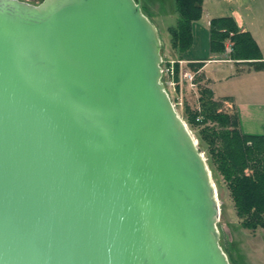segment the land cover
Here are the masks:
<instances>
[{
    "label": "water",
    "instance_id": "1",
    "mask_svg": "<svg viewBox=\"0 0 264 264\" xmlns=\"http://www.w3.org/2000/svg\"><path fill=\"white\" fill-rule=\"evenodd\" d=\"M161 52L141 0H0V264H231Z\"/></svg>",
    "mask_w": 264,
    "mask_h": 264
},
{
    "label": "rangeland",
    "instance_id": "2",
    "mask_svg": "<svg viewBox=\"0 0 264 264\" xmlns=\"http://www.w3.org/2000/svg\"><path fill=\"white\" fill-rule=\"evenodd\" d=\"M25 1L34 4L42 2V0ZM141 3L144 13L154 22L160 34L162 42L163 81L177 111L187 124L189 125L186 112L187 106L191 107V110L199 111L198 108L201 106L203 90L206 88L212 90L208 75L209 77L222 79L219 83L218 94L232 91L236 95L237 103L244 108V111H247L246 115L244 114L245 129L252 131V134H264V73H252L245 78L240 77L236 80H230L226 78L240 71L241 65L216 61L208 64L203 73L194 70L190 63H186L184 59L180 60L181 52L172 38L171 31L181 20L176 0H141ZM229 7L236 9L240 14L241 19L247 26V30L253 35L264 57V0H204V14L200 19L193 22V43L189 54H199V50H201L199 46L200 42L207 40L209 32L208 20L232 15V10ZM234 43V40L231 38H226L224 40L225 49L224 51H219L218 54L221 58L245 63L246 61L244 60L233 58L235 55ZM176 60H179L181 66L179 76L176 75L174 69V62ZM246 63L248 69L255 70L253 64ZM188 71H191L194 75L193 82L196 83L195 86L191 85L188 75H185ZM213 94L214 98L223 104V109H220V111L224 110V112L228 113L236 112V106L230 105V99L222 96L216 97L214 91ZM190 129L197 138L200 149L208 160L206 150L204 146H201L197 133L208 132L209 130L205 125H199L195 130L191 127ZM210 168L212 170L211 166ZM245 171L247 174H254V168L250 167ZM212 175L217 186L221 206V214L218 221L220 243L228 255L231 264H264V219L262 222V220H255L251 216L248 219L249 222H254L256 225L254 227L246 226L244 224L245 217L239 215L235 201L230 194L224 178L220 174L214 173V170H212Z\"/></svg>",
    "mask_w": 264,
    "mask_h": 264
},
{
    "label": "trees",
    "instance_id": "3",
    "mask_svg": "<svg viewBox=\"0 0 264 264\" xmlns=\"http://www.w3.org/2000/svg\"><path fill=\"white\" fill-rule=\"evenodd\" d=\"M203 1L176 0L181 20L171 33L181 52L180 60L185 59L184 53L192 46L193 22L202 17ZM210 34L213 52L224 51V40L231 38L235 42L233 58L253 64L257 71L264 70V57L256 40L250 31L241 30L233 16L213 18ZM190 65L194 70H199L204 64L195 62ZM180 67L179 60H176L174 69L177 76ZM200 108L197 111L187 106L189 125L193 130L199 125H205L209 130L197 133L201 146L206 150L209 164L214 173L220 174L227 183L239 215L245 217L244 224L254 227L256 223L249 222V217L262 222L264 219V134L245 133L238 112L220 111L223 104L214 98L209 88L202 92ZM250 167L254 168L253 175L245 171Z\"/></svg>",
    "mask_w": 264,
    "mask_h": 264
},
{
    "label": "crops",
    "instance_id": "4",
    "mask_svg": "<svg viewBox=\"0 0 264 264\" xmlns=\"http://www.w3.org/2000/svg\"><path fill=\"white\" fill-rule=\"evenodd\" d=\"M229 8L232 10L231 14L235 18V20L237 21L239 26L242 28V30H247V26L244 24L243 20L241 19L240 14L236 11V9H233L231 7H229ZM203 14H204V10H203ZM203 14H202V16H203ZM232 15H227V16H232ZM210 24H211V20L209 19L208 20L209 32H208L207 40H205L206 42L205 41L200 42L199 46L201 47V50H199V54H189L192 47L189 49L188 52L184 53L185 54L184 61L186 63L203 62L204 65L199 70H197L198 72H202V73L208 67V64H211L214 61L221 62V63H234V64L241 65V67L239 68L240 71H238L237 73L226 78V79H230V80H233V79L236 80L240 77L245 78L247 75L252 74V73H257V74H263L264 73V70H261V71H255L254 70L253 71L252 69H248L246 62L245 63L244 62L239 63L238 61H234L233 59L221 58L220 55L218 54V52H213L211 50V45H210V36H211ZM194 45H195V43H194ZM207 77H208V79H210V86L212 87V90L214 91L216 97H220V96L226 97V98L230 99V101H231L230 105L236 106V111L238 112V115L240 118V124H241L242 130L245 133H251L252 134V131H248L245 129L244 114L247 111H244V108L239 103H237L236 95L232 91L225 92L224 94H218L219 93L218 92L219 83L222 81V79H219V78L216 79L213 77H209L208 75H207Z\"/></svg>",
    "mask_w": 264,
    "mask_h": 264
},
{
    "label": "built area",
    "instance_id": "5",
    "mask_svg": "<svg viewBox=\"0 0 264 264\" xmlns=\"http://www.w3.org/2000/svg\"><path fill=\"white\" fill-rule=\"evenodd\" d=\"M185 75H188V80L191 82V85L192 86H195L196 83L193 82L194 81V75H193V73L191 71L190 72L188 71V72L185 73Z\"/></svg>",
    "mask_w": 264,
    "mask_h": 264
}]
</instances>
